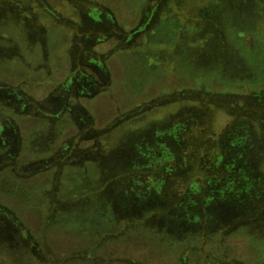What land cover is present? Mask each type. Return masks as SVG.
<instances>
[{
  "label": "rangeland",
  "instance_id": "374dc122",
  "mask_svg": "<svg viewBox=\"0 0 264 264\" xmlns=\"http://www.w3.org/2000/svg\"><path fill=\"white\" fill-rule=\"evenodd\" d=\"M0 264H264V0H0Z\"/></svg>",
  "mask_w": 264,
  "mask_h": 264
},
{
  "label": "trees",
  "instance_id": "16d2710c",
  "mask_svg": "<svg viewBox=\"0 0 264 264\" xmlns=\"http://www.w3.org/2000/svg\"><path fill=\"white\" fill-rule=\"evenodd\" d=\"M167 159V156L165 155V154H163L162 156H161V158H160V163H163V162H165V160ZM220 157H219V159H218V161L216 162V164H218L219 162H220ZM199 161H201V160H199ZM203 161V163H205L206 161H205V159L204 160H202ZM197 162V161H196ZM211 167H213V166H211Z\"/></svg>",
  "mask_w": 264,
  "mask_h": 264
}]
</instances>
